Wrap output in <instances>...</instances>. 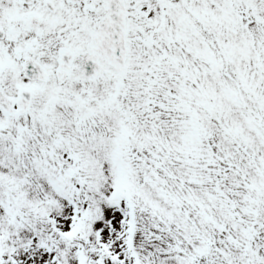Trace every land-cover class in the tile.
<instances>
[{"label":"snow or ice","instance_id":"snow-or-ice-1","mask_svg":"<svg viewBox=\"0 0 264 264\" xmlns=\"http://www.w3.org/2000/svg\"><path fill=\"white\" fill-rule=\"evenodd\" d=\"M0 264H264V0H0Z\"/></svg>","mask_w":264,"mask_h":264}]
</instances>
